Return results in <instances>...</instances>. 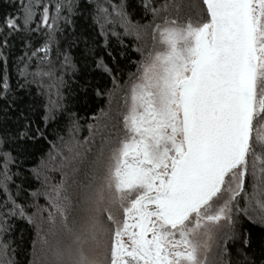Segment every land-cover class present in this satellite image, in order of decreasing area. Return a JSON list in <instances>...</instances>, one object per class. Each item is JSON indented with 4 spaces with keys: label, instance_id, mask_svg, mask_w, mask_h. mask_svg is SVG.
<instances>
[{
    "label": "snow or ice",
    "instance_id": "6c2138e0",
    "mask_svg": "<svg viewBox=\"0 0 264 264\" xmlns=\"http://www.w3.org/2000/svg\"><path fill=\"white\" fill-rule=\"evenodd\" d=\"M88 4L105 41L109 28L121 44L132 37L140 59L123 83L103 58L96 61L111 77V88L96 89L106 107L90 118L83 140L81 118L67 112V139L50 142L47 160L31 169L43 190L27 195H43L45 206L19 201L18 156L4 148L25 152L24 142L44 131L29 123L14 133L0 128V264H17L13 219L33 229L27 264H229L225 245L238 219L264 224V0ZM87 8L82 0H27L20 15H7L0 99L11 91L6 52L19 37L21 88L35 84L47 97L45 124L66 111L62 89L77 69L60 37ZM130 8L147 22L134 20ZM36 40L42 43L33 48ZM57 158L71 177L62 172L49 185L47 161Z\"/></svg>",
    "mask_w": 264,
    "mask_h": 264
},
{
    "label": "trees",
    "instance_id": "16d2710c",
    "mask_svg": "<svg viewBox=\"0 0 264 264\" xmlns=\"http://www.w3.org/2000/svg\"><path fill=\"white\" fill-rule=\"evenodd\" d=\"M22 2L26 3L27 0H0V26L3 25V21L9 13L13 16L20 15L18 9ZM114 2H119V0H114ZM82 5H87L88 8L82 15H77L74 18V25L68 27L60 37L61 46L69 49L77 71L74 75L66 77L68 83L62 89L66 111L58 114L55 120H50L45 124L43 105L47 97L37 94L35 84L23 88L20 86L23 80L17 73V58L24 54V47L19 37L11 41L12 47L6 52L8 57L6 71L11 91L8 100L0 99V128H8L14 133L17 128H22L25 123H29L32 130L36 128L43 130L45 137L34 141L31 139L25 141L24 145L27 149L25 152H20L17 144L10 143L4 146L5 150L12 151L14 155L18 156L16 166L12 168V171L20 173L14 180L15 184H22L25 190L19 197V201L22 203L35 202L41 206H45L47 203L43 195L35 200L27 195L28 192L36 189L43 190V178L37 180L31 169L40 162L42 157L47 160L46 154L52 146L50 142H56L59 145L58 137L64 136L67 139V112H75L81 118L78 139L83 140L89 135L87 125L92 122L90 118L97 114L101 108L106 107L107 97L97 96L96 89L111 88V77L96 67V61L103 58L104 63L112 68L114 73H120V82L123 83L128 79V73L136 70L135 61L140 59L139 54L133 49L132 37H123V44H121L119 39L111 36V28H109L106 42L105 37L100 35L99 26L92 19L91 9L95 5H89L88 0H82ZM129 11L133 12L134 20L147 22V20H142V11L132 8ZM147 19L150 20L151 16H148ZM116 30L122 31L118 27ZM77 37L79 39H76ZM41 43L42 41L39 40L33 41V48L39 47ZM52 59H56L55 52L52 53ZM4 72L5 66L0 61V77L4 75ZM2 88L3 85L0 83V89ZM13 98L15 103L8 107L9 100ZM118 103H122V101L117 98L113 102V109ZM5 108H8L6 113ZM21 113H23V118L17 120ZM65 155L68 154L65 153ZM61 164L62 161L59 158L47 161L44 174L48 177L49 185L58 184L62 178V172L68 173L71 177V170L67 167L62 169ZM77 166L83 169V166L78 164ZM82 176L83 171L75 179H81ZM15 184L12 185L13 191H15ZM2 199L3 196L0 195V200ZM29 211L32 209L29 208ZM11 222L14 224L11 238L15 240L12 247L17 249L14 259L17 264H27L33 229L20 219H13ZM245 238H247L248 244L243 243ZM225 246L228 249V254L224 259L229 264H264V224L241 216L235 226V237L229 239Z\"/></svg>",
    "mask_w": 264,
    "mask_h": 264
}]
</instances>
